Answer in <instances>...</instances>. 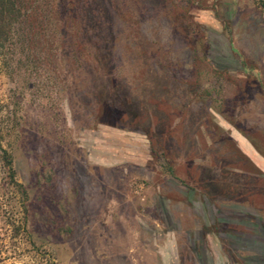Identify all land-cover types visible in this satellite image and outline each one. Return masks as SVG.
I'll return each instance as SVG.
<instances>
[{"label":"rangeland","instance_id":"rangeland-1","mask_svg":"<svg viewBox=\"0 0 264 264\" xmlns=\"http://www.w3.org/2000/svg\"><path fill=\"white\" fill-rule=\"evenodd\" d=\"M26 8L0 49V261L264 264V0Z\"/></svg>","mask_w":264,"mask_h":264},{"label":"trees","instance_id":"trees-1","mask_svg":"<svg viewBox=\"0 0 264 264\" xmlns=\"http://www.w3.org/2000/svg\"><path fill=\"white\" fill-rule=\"evenodd\" d=\"M28 0H0V49L11 37L27 11ZM4 158L9 161L4 152Z\"/></svg>","mask_w":264,"mask_h":264},{"label":"crops","instance_id":"crops-1","mask_svg":"<svg viewBox=\"0 0 264 264\" xmlns=\"http://www.w3.org/2000/svg\"><path fill=\"white\" fill-rule=\"evenodd\" d=\"M245 147H246V146H245ZM0 264H8V263H7V262H1V261H0Z\"/></svg>","mask_w":264,"mask_h":264}]
</instances>
